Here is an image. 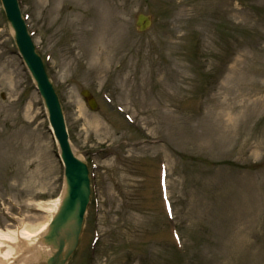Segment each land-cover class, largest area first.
Instances as JSON below:
<instances>
[{
  "label": "rangeland",
  "instance_id": "374dc122",
  "mask_svg": "<svg viewBox=\"0 0 264 264\" xmlns=\"http://www.w3.org/2000/svg\"><path fill=\"white\" fill-rule=\"evenodd\" d=\"M88 1L21 0L91 168L68 264H264V0ZM59 153L0 1V230L52 220Z\"/></svg>",
  "mask_w": 264,
  "mask_h": 264
},
{
  "label": "water",
  "instance_id": "95a60500",
  "mask_svg": "<svg viewBox=\"0 0 264 264\" xmlns=\"http://www.w3.org/2000/svg\"><path fill=\"white\" fill-rule=\"evenodd\" d=\"M1 2L14 32L17 47L45 101L64 164V188L60 206L46 232L40 236V245L46 247L47 252L42 254L37 262L32 261L29 264H68L79 246L91 201L90 172L87 164L76 155L72 147L59 97L46 73L41 57L36 53L18 0ZM152 24L149 15L140 14L137 17L136 27L140 32L147 31ZM83 96L91 109L95 110L97 103L90 99L89 92H83ZM26 254L24 252V256Z\"/></svg>",
  "mask_w": 264,
  "mask_h": 264
},
{
  "label": "bare ground",
  "instance_id": "6f19581e",
  "mask_svg": "<svg viewBox=\"0 0 264 264\" xmlns=\"http://www.w3.org/2000/svg\"><path fill=\"white\" fill-rule=\"evenodd\" d=\"M91 1V0H90ZM87 2H89L87 0ZM96 15L92 18V21L100 23V9L98 7ZM99 14V15H97ZM99 18V19H98ZM87 23L90 20L86 21ZM97 28V26H96ZM96 30V29H95ZM98 33L94 31L90 36L94 38ZM107 43L105 41L102 47L107 51ZM105 56L104 52H100L98 57L101 59ZM87 73L90 74L89 70ZM61 202V197L57 198L53 203L50 204L48 211L51 214H55L58 210ZM53 214V215H54ZM52 215V216H53ZM50 221L48 223L40 225L36 229L22 228L17 231L14 230H0V264H29L32 261H38L40 256L47 252V248L40 245V236L46 232ZM31 250V251H30ZM26 252V256H24ZM22 256V257H21Z\"/></svg>",
  "mask_w": 264,
  "mask_h": 264
}]
</instances>
